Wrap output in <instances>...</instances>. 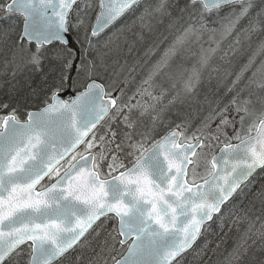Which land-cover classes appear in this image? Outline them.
Returning a JSON list of instances; mask_svg holds the SVG:
<instances>
[{
    "label": "snow or ice",
    "instance_id": "obj_1",
    "mask_svg": "<svg viewBox=\"0 0 264 264\" xmlns=\"http://www.w3.org/2000/svg\"><path fill=\"white\" fill-rule=\"evenodd\" d=\"M142 4L136 17L142 29L151 33L153 20L163 24L167 18L168 29L177 34L125 101V88L110 79L108 53L99 50L98 42L105 29ZM94 7L99 11L91 22ZM209 19L219 28L209 27ZM218 32L264 35V0L0 3L5 72L11 69L15 78L26 69L41 73L49 66L37 110L21 118L18 107L0 104L6 111L0 115V264H21L24 246L26 264H179L177 258L193 247L205 223L224 218L226 203L251 184L258 170L264 171V96L254 91H264V60L255 63L264 54V40L228 87L235 95L223 107L217 101L195 131L189 134L186 123L172 126L168 119L172 108L196 97L217 51L203 47L204 36L211 40ZM135 35L145 39L142 32ZM166 40L150 45L144 56H152ZM193 45H199L198 54L192 53L196 63L177 78L169 69ZM253 67L244 82V73ZM162 77L172 81L170 87L158 83ZM127 83L126 77L125 87ZM68 89L74 95L63 99ZM253 95L261 104L260 118L245 130L246 121L257 115ZM205 101L211 104L207 96ZM233 110L239 129L235 117L226 115ZM161 125L168 130L155 139ZM228 126L233 127L231 136L224 130ZM222 138L225 146L207 159L205 175L199 176L205 149ZM149 141L151 147H145ZM125 147L128 151L121 155ZM129 158L131 166L124 162ZM255 198L264 204V185ZM108 220L115 221L114 227L100 241L97 229ZM232 224L238 231L247 227L226 264H264V219L257 227L244 212ZM76 249L88 254L73 256Z\"/></svg>",
    "mask_w": 264,
    "mask_h": 264
},
{
    "label": "trees",
    "instance_id": "obj_2",
    "mask_svg": "<svg viewBox=\"0 0 264 264\" xmlns=\"http://www.w3.org/2000/svg\"><path fill=\"white\" fill-rule=\"evenodd\" d=\"M3 2H5V0H0V3ZM91 2L93 5H96L98 0H91ZM154 2L155 0L144 1L145 4ZM171 2L175 3L176 0H171ZM183 2L184 0H180L181 5ZM96 9L97 7H94L92 12H95ZM132 14L133 13H128L121 19L119 25L123 26V30L121 29V31H117L115 25L111 30L104 33L98 42L99 50L108 53L105 59L108 64L110 79H114L117 83H120L123 88H125V96L128 95V97L137 90L135 89L129 92L131 87L134 86L141 75L147 71L150 63L155 58H159V55L163 52L158 48L152 56L145 57V50L150 45L163 40L164 37H167L168 39L169 36L176 31L175 29H168V21L167 18H165L163 24H159L153 20L151 22L153 31L149 33L147 29H142L140 27L139 21H136V17L139 14L136 17ZM222 14L223 13H221V15ZM17 18L18 17H13V19ZM212 18L215 19V16L213 15ZM133 21H136V23L133 24ZM207 23L209 27L213 25L211 19H209ZM116 31L117 33H114ZM124 32L131 37V40L122 43L118 41V38L122 37ZM137 32H142L144 34L145 39L143 41H140L135 35ZM213 37L216 40H213L212 43L217 51L213 56L210 66L203 74V82L197 91L196 97L187 101L185 104L177 105L170 110L168 113V119L172 122V126L176 123H192L200 118L204 119L209 115V112L213 108H216L217 101H220V107L227 104L228 101L231 100V97L235 95V92H227L232 80L235 79L236 74L240 72L242 66L248 62L249 57L257 52L260 42L264 40V35H253L251 38H247L243 34L238 35L236 33L232 35H223L218 32ZM237 39H239V43L236 42ZM109 40L110 43H112L110 48L107 46L105 47V44L109 43ZM117 45L119 47H117ZM129 46L132 48L131 52H129ZM262 60H264V54H258L255 61L256 65L258 66ZM145 61H148V63H145ZM177 63V61L173 63L172 67L169 69L170 73H172V70L176 67ZM133 68L135 69L134 71H129ZM48 70V65H45L43 72L41 73H33L26 69L24 72L17 74L15 78H13L11 69H8L7 72H5L3 56L0 55V104L9 102L12 107H18L21 118L26 116L27 111L35 110L39 106H42V75L43 73H47ZM226 71L227 73H231V75H226ZM252 71H255V67L244 73V82H246L248 77L251 76ZM126 77L128 83L125 87L124 81ZM159 83H162L164 87L167 88L169 86V79L161 78ZM240 87H243V83H241ZM34 89L36 90V95H33ZM238 90L239 88H237V91ZM254 91L257 95L264 96V91L259 89H254ZM243 95L244 97H247L248 93L245 92ZM257 95H253L251 99L253 100L252 107L256 109L257 115H259L261 104L257 100ZM205 96L208 97L211 104L205 101ZM138 98L139 97H137V99ZM10 110L11 108L7 111ZM172 112H179V115H185L186 117L173 116ZM0 113L6 114V111L0 110ZM226 115L230 120L235 117L236 123L239 121V116L234 110L229 111ZM257 115L254 117L257 118ZM173 117H177L178 119H172ZM215 121L219 123V118ZM113 127L115 128L116 126L113 125ZM119 128H123V125H119ZM167 130L168 128L163 125L159 126L154 134L155 139H158ZM150 146L151 142L149 141L146 147ZM125 163L129 166L130 158L125 160ZM262 185H264V171H259V173L252 178L251 184L247 188H244L242 192H238L235 197L226 204L223 209L225 212L224 218H214V220L205 227L198 245L178 260L179 264H226L228 254L239 241L243 228L247 227V224H244L238 231L237 226L232 224L234 216L247 212L249 219L255 221L257 227H259L260 220L264 219V204H262L258 198H255V193ZM105 225H107V222H105ZM221 225H223V227ZM97 231L101 232L99 240L102 241L107 233L104 228L97 229ZM95 235L96 234L93 233L92 237H90V239L93 240V244L98 242L94 239ZM24 247L25 255L21 264H26L28 258L26 254L28 249L26 246ZM117 248L119 250V245H117ZM81 252L85 255L88 254L87 249H76L73 252V256H78ZM114 255H117V253H114ZM257 255H259V253H257Z\"/></svg>",
    "mask_w": 264,
    "mask_h": 264
},
{
    "label": "rangeland",
    "instance_id": "obj_3",
    "mask_svg": "<svg viewBox=\"0 0 264 264\" xmlns=\"http://www.w3.org/2000/svg\"><path fill=\"white\" fill-rule=\"evenodd\" d=\"M143 10V4L136 10V13H134V14H132L133 16L135 15V17L141 12ZM154 22H155V20H154ZM211 27H214V28H219V26L218 25H215V24H213ZM207 35V37H208V34H206ZM129 40H131V37H129V35H126V32H124V35L122 36V37H119L118 38V41L119 42H122V43H124V42H128ZM112 43H110V40H109V43H107V47L108 48H110V45H111ZM140 46V45H139ZM198 52H199V45H194V46H192V51H191V53H190V55L191 56H193L194 58H196V56L195 55H193L192 53H197L198 54ZM191 57L188 55V54H186V56H185V61H187V62H189V59H190ZM156 59H158V58H155L152 62H154ZM179 61L180 60H177V62L179 63ZM151 62V63H152ZM196 62H193V61H191L190 62V64L193 66L194 64H195ZM182 73L180 72V71H176L173 75L174 76H176L177 78L181 75ZM136 91H134V93H135ZM133 93V94H134ZM132 94V95H133ZM131 95V96H132ZM126 97H128V96H126ZM128 99V98H127ZM132 103H135V100H133L132 101ZM0 115H3V114H1L0 113ZM172 115L173 116H180V117H186L185 115H179V112H177V113H174V112H172ZM178 119L177 117H173L172 119ZM258 119H259V115H257V118H255L254 116L252 117V118H250V119H248L247 121H246V124H245V130H247V127H248V125L249 124H251V123H253V121H258ZM203 120V119H202ZM202 120H200V121H198V122H196V123H189V122H185L187 125H188V127H189V134H191V132H193V131H195V129H196V127L200 124V122L202 121ZM239 120V119H238ZM216 124H218L216 121H214L213 122V124H212V127H213V129H215V126H216ZM235 128H237V129H239L240 128V123H239V121H237V123L235 124ZM227 133H228V135L229 136H231L232 134H233V127L231 126H228V127H226L225 129H224ZM149 143V142H148ZM224 142H223V138L221 139V142H219V143H217L216 141H212V144H211V147L210 148H208V149H205V152H204V155H205V157H206V159H202L201 160V169H200V172H199V176H203V175H205V172H206V163H207V159H210V157H211V155H213L214 153H215V151L217 150V148L220 146V144H223ZM146 145H147V143L145 144V147H146ZM128 151V149L125 147V149H124V153H122L121 155H124V154H126V152ZM125 162V161H124ZM104 171L105 172H107V168H105L104 169ZM189 175H190V177H191V171H190V173H189ZM198 180H199V177L197 178ZM104 229H105V231H106V233L107 232H109V231H111L112 229H113V227H112V225H105L104 226ZM113 255H114V253H113Z\"/></svg>",
    "mask_w": 264,
    "mask_h": 264
},
{
    "label": "bare ground",
    "instance_id": "obj_4",
    "mask_svg": "<svg viewBox=\"0 0 264 264\" xmlns=\"http://www.w3.org/2000/svg\"><path fill=\"white\" fill-rule=\"evenodd\" d=\"M97 11H99L98 7H97V9H96L95 12H91V22H95V13H96ZM122 18H123V17H122ZM122 18H121V19H122ZM121 19H119L115 24H113L112 26H110L108 29H105V30L100 34V38H101V36H102L104 33H106L108 30H111L115 25H116L115 28H117V31H121V29H122V27H123V26H120V25H119ZM121 25H122V24H121ZM215 25H218V26H219L218 23L215 24ZM119 26H120V27H119ZM118 27H119V28H118ZM122 30H123V29H122ZM117 31L114 32V33H117ZM176 34H177V33H176V31H175L172 35H170L169 38L165 41V43H163V44L160 45L159 49H160L161 51H163L164 48L167 47V45L170 44V43L172 42L173 39H175ZM213 40H216V39H215L214 37H212V39L210 40L209 37H207V35H205V36H204V39H203V47H204V48H208V47H213V48H214L213 43H212ZM193 46H194V45H193ZM186 54H188V55L191 57V58L189 59V62L185 61V59L180 60L179 63H177L176 67L172 70V74H174L176 71H180L181 73H184V71H185L186 68H189V69H190V68L192 67V65L190 64L191 61L196 62V58H194L193 56H191L190 53H186ZM205 70H206V69H205ZM205 70L203 71V74H204ZM144 71H145V70H144ZM144 71H143V72H144ZM146 73H147V71L144 72V73L141 75V77H140V78L138 79V81L134 84V86L131 87V90H130L129 92H131V91H133V90H135V89H137L138 87L141 86V81L144 79ZM162 78L164 79V78H167V77H162ZM158 83H159V82H158ZM171 83H172V81L169 80V86H168V87H170ZM118 85H119V87H123L120 83H118ZM70 90H71V89H70ZM71 91H72V90H71ZM156 91L158 92L159 89H156ZM129 92H128V93H129ZM127 96H128V95H127ZM124 99H125V101H127V97H126V96H124ZM200 120H202V119L200 118V119H198L196 122H198V121H200ZM196 122H192V123H196ZM254 130H255V129H253V132H254ZM164 134H165V133H164ZM164 134H163V135H164ZM252 134H253V133H252ZM138 139H139V137H138ZM158 139H159V138H158ZM259 171H260V170H258L257 174L259 173ZM257 174H256V175H257ZM256 175H255V176H256ZM252 178H253V177H252ZM252 178H250L251 181H252ZM234 197H235V196H233L230 200H232ZM227 203H228V202H227ZM227 203H226V204H227ZM218 215H219V214H217V216H218ZM211 222H212V221H211ZM211 222H210V223H211ZM210 223L206 224V225L203 227V229H202V233H203L205 227H206L207 225H209ZM202 233H201V235L199 236L197 242H196V243L194 244V246L192 247V249H193L196 245H198V243H199V241H200V239H201Z\"/></svg>",
    "mask_w": 264,
    "mask_h": 264
},
{
    "label": "water",
    "instance_id": "obj_5",
    "mask_svg": "<svg viewBox=\"0 0 264 264\" xmlns=\"http://www.w3.org/2000/svg\"><path fill=\"white\" fill-rule=\"evenodd\" d=\"M69 95H74V93H73L70 89H68L66 92H64V93L61 94V96H62L63 99H68ZM36 110H37V109H36ZM32 111H34V110H32ZM253 135H255V130H254V132H253ZM234 143H237V141L234 142ZM224 146H225V145H222L221 147H219V148L217 149V151L215 152V154H219L220 149H222ZM234 195H235V194H234ZM234 195H233V196H234ZM210 222H211V221L206 222L205 225L208 224V223H210ZM205 225H204V226H205ZM204 226H203V227H204ZM203 227H202V229H203ZM198 238H199V237H198ZM197 240H198V239H197ZM196 242H197V241H196ZM196 242H195V243H196ZM193 246H194V245H193ZM191 249H192V248H191ZM191 249H189V250H191ZM189 250H187L186 252H188ZM186 252H185V253H186ZM185 253H183V254H185ZM183 254H182V255H183ZM179 258H180V257H178L177 259H179Z\"/></svg>",
    "mask_w": 264,
    "mask_h": 264
}]
</instances>
